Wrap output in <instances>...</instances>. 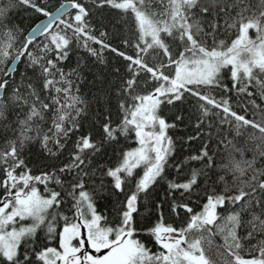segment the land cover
<instances>
[{"label":"snow or ice","instance_id":"1","mask_svg":"<svg viewBox=\"0 0 264 264\" xmlns=\"http://www.w3.org/2000/svg\"><path fill=\"white\" fill-rule=\"evenodd\" d=\"M0 264H264V0H0Z\"/></svg>","mask_w":264,"mask_h":264}]
</instances>
